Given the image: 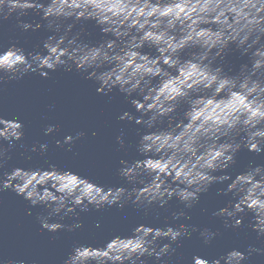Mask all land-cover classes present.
Masks as SVG:
<instances>
[{"label":"clouds","instance_id":"1","mask_svg":"<svg viewBox=\"0 0 264 264\" xmlns=\"http://www.w3.org/2000/svg\"><path fill=\"white\" fill-rule=\"evenodd\" d=\"M30 10L51 33L41 41L44 52L26 51L16 43L0 45V84L29 72L48 78L58 68H74L96 82L97 94L117 89L139 113L124 111L118 119L144 129L138 130L135 145L142 158L119 160L116 173L129 187L101 185L48 163L47 168L3 172L0 192L11 190L31 206H43L46 214L37 215L39 225L56 233L80 229L79 212L89 207L124 208L131 203L148 215L150 206L164 208L175 197L190 209L212 184L230 181L217 195L231 194V199L212 215L223 218L225 228H239L241 214L250 212L252 231L258 239L264 237V165L250 162L234 178L226 171L241 147L264 152V0H0V21L14 16L16 28L35 32L40 23L21 19ZM81 20L94 21L111 38L85 41L83 28L73 31ZM145 47L155 54L144 52ZM232 51L247 62L225 72L218 58ZM180 105L185 107L177 119ZM23 128L18 117L0 115V142L8 145L0 143V169L11 159L7 153L22 141ZM57 128L48 124L44 135ZM83 136L76 131L55 143L72 152ZM123 136L121 131L116 137L119 149H125ZM37 144L41 155L47 152L48 144L39 142L25 151L37 152ZM170 215L174 221L188 218L182 210ZM65 217L74 222L64 224ZM195 231L184 223L138 224L130 236H114L99 247L73 243L62 264H146L143 257L168 264L163 258L175 252L172 244ZM218 234L207 227L199 231L205 245ZM253 253L264 254V248H232L212 258L193 254L191 264H244ZM0 264L27 262L0 256Z\"/></svg>","mask_w":264,"mask_h":264},{"label":"water","instance_id":"2","mask_svg":"<svg viewBox=\"0 0 264 264\" xmlns=\"http://www.w3.org/2000/svg\"><path fill=\"white\" fill-rule=\"evenodd\" d=\"M21 19L33 24L40 23L41 28L35 32H22L15 27L14 16L0 21V45L6 47L16 43L26 51L43 53L41 41L51 34L45 29V22L31 10ZM81 28L84 30L82 38L87 42L95 44L111 38L102 35L94 21L81 20L76 23L73 31ZM143 51L155 54L153 49L147 47ZM246 62L247 57L236 51L224 55L222 60L218 58L225 72H235L240 64ZM84 75L74 68L72 71L58 68L49 72L48 78L29 72L19 80L6 79L0 84V115L8 119L18 117L24 126L22 141L16 142V146L7 153L11 159L0 169V174L13 167L47 168L48 163H53L58 168L79 172L101 185L129 187L117 175L116 169L120 159L142 158L135 151V145L139 138L138 130L142 132L144 129L134 122L121 121L118 116L124 111L137 116L139 113L115 88L108 95L97 94L96 82L85 79ZM50 105L55 107L50 108ZM184 107L180 105L177 108V119L182 118ZM48 124L58 125V128L55 133L45 136L43 129ZM76 131H83L84 136L76 141L72 152L65 151L67 145H56L57 139L62 140L64 135ZM121 131L124 133L125 149H119L116 143V137ZM34 142L47 143V152L41 155L37 144V152L27 153L25 149L30 148ZM0 143L8 147L7 142ZM20 143L25 145L24 149L19 146ZM73 153L77 155L74 157ZM25 155H31L32 159L26 160ZM250 162L253 166L264 165V152L256 154L241 147L235 156V163L226 171L234 178ZM229 182L212 184L207 192L200 194L199 202L190 209L184 208L173 197L164 208L150 206L148 215L131 203L124 208L105 206L100 210L89 207L87 212L77 210L82 227L73 232L61 229L56 233H50L39 225L37 215L46 214L43 206H31L11 190H5L0 192V256L23 259L27 264H62L73 243L99 247L114 236H130L132 228L138 224L156 227L165 223H184L197 228L190 238L181 237L172 244L175 252L163 258L168 264H191L193 254L212 258L232 248L241 251L249 245L264 248V237L258 239L251 229L250 212L241 214L243 219L239 228H225L223 218L212 215L231 199V194L217 195V189L225 188ZM181 210L188 218L172 220L171 212ZM53 219L58 220L59 217ZM73 222L74 218L70 217L63 220L66 225ZM97 222L99 227H96ZM205 227L219 233L207 245L199 237V231ZM142 259L146 264H161L153 257ZM244 264H264V254L253 253Z\"/></svg>","mask_w":264,"mask_h":264}]
</instances>
